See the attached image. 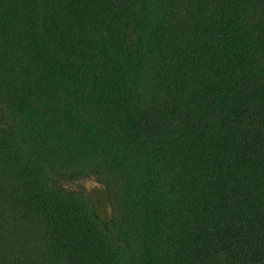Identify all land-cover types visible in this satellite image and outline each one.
<instances>
[{
    "label": "trees",
    "instance_id": "16d2710c",
    "mask_svg": "<svg viewBox=\"0 0 264 264\" xmlns=\"http://www.w3.org/2000/svg\"><path fill=\"white\" fill-rule=\"evenodd\" d=\"M0 264H264V0H0Z\"/></svg>",
    "mask_w": 264,
    "mask_h": 264
},
{
    "label": "rangeland",
    "instance_id": "374dc122",
    "mask_svg": "<svg viewBox=\"0 0 264 264\" xmlns=\"http://www.w3.org/2000/svg\"><path fill=\"white\" fill-rule=\"evenodd\" d=\"M67 186H70L71 188H74V189H80V190L85 191L86 193H89L93 197L95 202L97 203V207L102 213L104 214L110 213V206L107 201V198H108L107 194L102 188V184L97 182L95 178L76 181Z\"/></svg>",
    "mask_w": 264,
    "mask_h": 264
}]
</instances>
